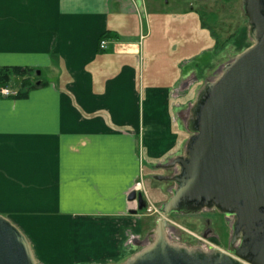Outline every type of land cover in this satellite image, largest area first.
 <instances>
[{"label": "crops", "instance_id": "1", "mask_svg": "<svg viewBox=\"0 0 264 264\" xmlns=\"http://www.w3.org/2000/svg\"><path fill=\"white\" fill-rule=\"evenodd\" d=\"M172 3L193 11L192 34L208 35L194 6ZM160 5L0 0V67L40 70L27 95L0 93V213L37 261H123L134 252L128 231L142 232L128 192L146 167L151 173L153 163L185 149L190 133L179 113L201 89L205 68L186 69L180 56L185 21L170 54L166 36L155 39L148 21Z\"/></svg>", "mask_w": 264, "mask_h": 264}, {"label": "water", "instance_id": "2", "mask_svg": "<svg viewBox=\"0 0 264 264\" xmlns=\"http://www.w3.org/2000/svg\"><path fill=\"white\" fill-rule=\"evenodd\" d=\"M242 9L252 43L198 91L183 154L157 165L176 171L154 175L175 185L159 206L153 239L116 264H264V0H242ZM127 199L137 203L133 214L147 205L135 188ZM205 208L229 217L226 250L166 238L165 216ZM0 264H38L26 236L1 213Z\"/></svg>", "mask_w": 264, "mask_h": 264}, {"label": "rangeland", "instance_id": "3", "mask_svg": "<svg viewBox=\"0 0 264 264\" xmlns=\"http://www.w3.org/2000/svg\"><path fill=\"white\" fill-rule=\"evenodd\" d=\"M166 1L169 3H165ZM186 1L187 4L190 3L196 8L198 11L196 12L197 17H199L203 23L207 24L208 28L202 27L203 32L204 29H208L207 31L209 32L207 36L199 34V31L195 30L196 34H193L196 35V37L193 38V34L191 33L193 32V27L189 28L192 15L190 13L193 11L190 9L182 11L174 10L172 5L173 0H161L160 10L157 11L155 9L153 12L154 14H150V21L148 22H150V29L152 28L155 39L158 37L160 38L161 34L163 39H165L166 36V40L169 43L167 49L170 54L172 51L170 43L172 36L175 35L173 32L177 31L176 29L181 25L180 23L182 21H185L184 25H182L180 29L178 28L180 32L179 35L182 38L180 56L186 61V69H188L189 66H202L205 68V73H203L202 78L199 80V85L203 86L206 81L216 78L220 73L219 71H221L220 68H222L226 62L230 61L237 53L249 46L252 43V39L248 34V23L242 9V0ZM188 7H190V5H187V8ZM174 12H178L179 16L175 17L178 14ZM145 20L146 19H144V22ZM177 20L178 22H176ZM149 40L150 38L147 41ZM163 45L167 44L163 43ZM144 66L143 61L141 67L144 68ZM9 85H15V83L11 82ZM194 99L186 103L185 108L180 110L179 116L181 121L187 119L186 123H188L190 106ZM186 131L189 132L187 127ZM183 152L181 154H183ZM171 159L172 157L166 159L164 162L161 161V163L168 162ZM157 165L158 163H153L151 173H149L145 166L146 168L144 172H142L139 180L141 184L140 190L147 201V205L142 210H138L134 216H136L135 222L138 223L142 232L135 233L129 230L125 237L126 240H128L127 244L132 246V250L134 251L152 241L153 235L150 234V232L155 229L157 219L162 216L159 212V206L169 197L171 188L175 185L172 181L158 180L154 175H173L176 168L167 169L157 167ZM135 208H137V205ZM166 218L174 224L176 232L181 235L182 244L186 246H198L196 237L200 236L208 239L204 234H206V232H212V234L215 235L214 238L220 241L221 244L219 246L222 249H227L228 247L231 234L230 219L215 208H205L200 212L191 214L171 213L166 216ZM188 231L192 234L188 233ZM193 233L196 236H194ZM134 239L139 244H133ZM37 263L46 264L47 262L38 260ZM48 264L60 263L52 261L50 263L48 262Z\"/></svg>", "mask_w": 264, "mask_h": 264}, {"label": "trees", "instance_id": "4", "mask_svg": "<svg viewBox=\"0 0 264 264\" xmlns=\"http://www.w3.org/2000/svg\"><path fill=\"white\" fill-rule=\"evenodd\" d=\"M30 67L23 66H1L0 67V87L9 85V82H18L20 87L16 96L27 95L28 91L37 86L31 77H36V72Z\"/></svg>", "mask_w": 264, "mask_h": 264}, {"label": "built area", "instance_id": "5", "mask_svg": "<svg viewBox=\"0 0 264 264\" xmlns=\"http://www.w3.org/2000/svg\"><path fill=\"white\" fill-rule=\"evenodd\" d=\"M143 36H141L142 38ZM99 46L101 48H105L106 47V41L104 39L100 40V43H99ZM142 60H143V57L141 56L140 58V61L142 63ZM0 93L2 95H5V96H9V95H17L18 93V90L17 89H11L8 85H4V86H1L0 87ZM135 189L139 190L141 188V184L140 182H138L135 186H134ZM167 222L170 224L168 227L165 228V234H166V238L169 240V241H172V242H177V243H181V235L178 234L176 232V228L174 227V224L172 222H170L166 216L164 217ZM186 230V229H185ZM188 233L192 234L190 231H188ZM194 236H196L194 233H193ZM196 241H197V245L199 247H201L202 249L204 250H209L210 248L212 247H218V245H216L215 243H213L212 241H209V239H205L204 237H200V236H197L196 237ZM131 242V240H130ZM128 243V241H127ZM135 243V239L133 241V244Z\"/></svg>", "mask_w": 264, "mask_h": 264}, {"label": "flooded vegetation", "instance_id": "6", "mask_svg": "<svg viewBox=\"0 0 264 264\" xmlns=\"http://www.w3.org/2000/svg\"><path fill=\"white\" fill-rule=\"evenodd\" d=\"M207 231V230H206ZM210 233V234H209ZM204 236L208 237L209 239H213L214 238V234H212V232H206V234H204Z\"/></svg>", "mask_w": 264, "mask_h": 264}, {"label": "bare ground", "instance_id": "7", "mask_svg": "<svg viewBox=\"0 0 264 264\" xmlns=\"http://www.w3.org/2000/svg\"><path fill=\"white\" fill-rule=\"evenodd\" d=\"M221 69V68H220ZM220 72V71H219ZM206 238H208V237H206ZM209 239V238H208ZM210 241H212L213 243H215V241H214V238L211 240V239H209ZM216 244V243H215ZM217 245V244H216ZM218 247L219 248H221L219 245H218ZM222 249V248H221ZM223 250H226V249H223Z\"/></svg>", "mask_w": 264, "mask_h": 264}]
</instances>
